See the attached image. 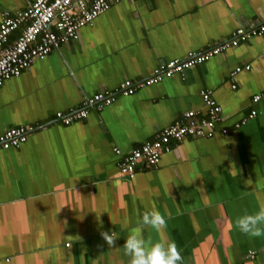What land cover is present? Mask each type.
<instances>
[{"label":"crops","instance_id":"0c3cea01","mask_svg":"<svg viewBox=\"0 0 264 264\" xmlns=\"http://www.w3.org/2000/svg\"><path fill=\"white\" fill-rule=\"evenodd\" d=\"M33 1L0 0V21L4 10ZM261 23L264 0L113 2L76 39L6 80L0 135L34 129L20 146L0 148V264H129L122 246L130 231L175 241L182 264H264V231L250 237L235 225L264 206V102H251L264 92V32L79 120L55 119L85 96ZM201 90L220 105L221 123L170 140L156 165L121 176L114 148L139 147L189 110L209 119ZM252 109L256 115L235 126ZM151 210L166 219L159 232L140 222ZM104 232L116 236L112 245Z\"/></svg>","mask_w":264,"mask_h":264},{"label":"built area","instance_id":"2783aa9c","mask_svg":"<svg viewBox=\"0 0 264 264\" xmlns=\"http://www.w3.org/2000/svg\"><path fill=\"white\" fill-rule=\"evenodd\" d=\"M123 0H34L25 9L1 13L0 21V86L14 77H19L37 58H43L61 44L79 36V30L90 25L93 20L105 12L113 2ZM264 23L248 29L237 27L229 40L209 45L202 52H188L183 58L170 59L154 68L150 75L140 80L124 79L113 91L95 92L85 96L81 107L64 113L57 111L55 119L64 124L79 120L87 115L88 109L93 107L101 109L111 104L118 96H128L139 88L158 83L174 74L182 73L184 69L208 60L210 57L221 53L230 46L247 41L255 35L263 34ZM11 34H16L10 39ZM246 65L244 69H249ZM242 68L237 66L231 75ZM234 87V85H233ZM200 95L207 107L209 119L197 120L192 110L184 113V117L177 120L153 135L151 139L143 142L139 147L122 153L119 148H114L120 155L117 167L121 176L132 178L141 166H154L163 152L169 149L170 140H182L186 136H200L202 126L212 131L214 125L221 123L222 109L214 99L210 90H201ZM252 104L264 102V92L252 96ZM252 109L246 117L235 126H239L256 115ZM195 119V120H194ZM34 129L33 126H18L5 130L0 135V148L8 149L20 146L27 138V133ZM221 131L227 133L226 126Z\"/></svg>","mask_w":264,"mask_h":264},{"label":"clouds","instance_id":"9594fccd","mask_svg":"<svg viewBox=\"0 0 264 264\" xmlns=\"http://www.w3.org/2000/svg\"><path fill=\"white\" fill-rule=\"evenodd\" d=\"M140 222L148 228L159 232L166 225V219L158 210L147 211L142 214ZM235 225L241 233L250 237H259L262 234L261 225H264V206L254 213H245L235 220ZM103 236L109 245H112L116 236L107 232ZM124 254L130 257L129 264H182V256L175 241H146L136 231H130L122 246Z\"/></svg>","mask_w":264,"mask_h":264}]
</instances>
